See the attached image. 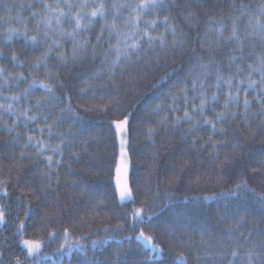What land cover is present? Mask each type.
I'll list each match as a JSON object with an SVG mask.
<instances>
[{"label":"trees","instance_id":"1","mask_svg":"<svg viewBox=\"0 0 264 264\" xmlns=\"http://www.w3.org/2000/svg\"><path fill=\"white\" fill-rule=\"evenodd\" d=\"M35 2L0 0V51L3 52L0 67L15 74L22 72L29 78L35 76L46 83L50 82L47 75L49 71L58 72L62 86L58 85L56 89L58 103L53 101L44 105L42 115L35 121L25 122L21 117L14 132H8L5 124L11 126L16 116L0 109V183L7 185L10 194L0 199V204L6 205L8 212L7 223L0 225V251H3L0 264H14L17 257L23 264H33V261H38V264H91L93 260L96 264H117L119 259L125 258V253L129 260L143 259L141 243L135 239L141 229L146 235L154 233L156 242L164 249V258L157 264H176L180 253H184L187 264H206L205 254L218 252L221 246L229 254L231 249L238 247L240 255L237 264H242L244 253L258 241L260 233L264 231V220L261 218L264 168H260L264 165V129L259 127L264 117L259 115L260 105L253 100L249 114L251 128L239 130L242 135L237 134L236 139L243 146L238 149V158L230 167H223L220 161L233 150L236 126L233 125L226 136L212 134L214 141L229 142L214 151L210 145L203 143L209 135L206 127L188 139H182V133L190 127L184 123L173 134L175 117L183 115V100H177L179 111H171V106L173 97H178L179 90L188 80L189 72L197 69L198 57L202 55L199 44L195 42L196 33L200 34L201 39L215 40V36L204 35L210 26L208 17L214 16L218 21L223 18V22L230 28V17L239 15L240 4H251L250 10L255 11L259 0H235V4L233 0H198L201 7L194 10L198 14L199 24L196 21L189 24L183 19L189 0H171L170 11L160 13V18L162 20L164 15L174 18L172 22L178 25V30L182 29L190 38L184 54L169 51L167 56L160 55L157 63L158 53H153L147 60L125 64L111 75L103 72L97 75L101 62L91 58L67 68L61 67L55 58H50L46 61L47 69L43 66L37 68L34 65L36 58L44 51L42 45L25 48L23 41L16 37H13L11 43L7 42L9 27L22 32L26 25L30 33L35 31L36 21L30 13L39 9L27 7ZM94 2L98 0H90V3ZM113 2L134 5L139 0H104L109 20ZM127 15L128 11L124 10L122 18ZM154 18V15L145 16V19ZM246 22L247 17H244L241 28ZM100 23L102 21L95 25L90 34H86L91 36L93 43ZM157 31H164L162 23ZM171 39L169 35V42ZM64 47L70 51L71 43H65ZM191 48L196 51H191ZM231 48V44H224L220 54L214 57L225 68ZM249 51L246 49L244 55H248ZM13 52L20 57L22 64L10 59ZM254 52L260 55V47L257 46ZM208 59L203 56L200 62L207 63ZM214 83L213 76L209 78L208 84ZM26 87L27 84L23 82L19 88L13 84L10 90L0 94V104L6 108L11 102L8 97L19 94ZM188 87L190 99L194 93L190 84ZM254 95V92H250L249 99L252 100ZM43 97L44 90L35 89L28 101L22 100L14 109L19 113ZM114 99L119 100L124 115L132 113L127 139L131 144L128 150L129 187L133 190L134 203L131 200L119 203L115 190L118 143L111 121L122 119L123 116L115 112L105 114L83 111L86 107L97 105L103 108L104 104ZM220 103H223V97ZM157 104L161 110L154 112ZM69 107L79 111L83 119L70 118L67 111ZM188 107L190 110L192 105ZM212 107L220 110L217 105H211L206 113L209 116ZM33 112L35 114V110ZM44 116H47V121ZM165 118L168 135L160 128ZM58 119L63 122L54 126L50 134L48 125H53ZM148 128H160V131L149 139ZM17 133L20 137L18 142ZM59 133L66 134L61 145L62 155L47 149L43 156L38 155L33 144L21 158L28 136L55 147L61 144ZM200 137L203 140L193 145V139ZM49 155L53 156L54 161H61L59 165L53 164L51 181L45 178L50 172L46 159ZM253 168L260 170L253 173ZM241 180L248 181V191L231 196L213 195L234 188ZM26 185L37 189L40 199L27 197L23 204H19L16 198L22 192L27 196ZM145 200L150 203L155 200L156 204L145 208V223L137 228L126 227L123 231L112 232L116 239H109L95 249L86 240L85 251L73 249L70 255L57 252L65 229L73 239L89 234L91 239L101 240L106 228L114 229L124 219L130 222L132 209L140 208ZM29 204L31 211L26 217L24 213L28 211ZM150 212H155V215L147 219V213ZM21 221L24 223L25 235L14 236ZM51 233H56L55 239H49ZM21 239L40 241V253L29 258L26 250L20 246ZM180 241L190 243L181 247Z\"/></svg>","mask_w":264,"mask_h":264},{"label":"snow or ice","instance_id":"2","mask_svg":"<svg viewBox=\"0 0 264 264\" xmlns=\"http://www.w3.org/2000/svg\"><path fill=\"white\" fill-rule=\"evenodd\" d=\"M233 3L235 4V0H233ZM170 4L171 0H139L134 5L132 3L113 2L111 5L112 16L111 20H109L108 7L104 3V0H98V2L94 3H90V0H51V2L49 0H36L35 4L27 5L29 8L39 9L30 13L31 17L36 21L35 31L30 33L26 25L22 32L17 28L9 27L7 42L11 43L13 37H16L23 41L25 48L29 46L36 48L42 45L44 51L41 56L36 58L34 65L37 68L43 66L47 69L46 61L50 58H55L63 68L91 58L92 60L99 59L101 62V69L97 72V75H100L101 72L111 75L125 64L132 63L133 61L138 63L142 59L147 60L153 53H158L156 58L157 63L159 62L160 55L167 56L169 51L173 54H184L190 38L182 29L178 30V25L172 22L174 18H171L169 15H164L162 20L160 18V13L170 11ZM200 7L201 5L198 3V0H189L188 7L184 9L183 19L189 22V24L192 21H196L199 24L198 14L194 9ZM251 8V4H240L238 9L239 15L230 17V28L223 22V18L218 21L214 16L208 17L210 26L204 35L205 37L215 36V40L201 39L200 34L196 33L195 42L199 44V48L202 51V55L198 57L197 69L189 72V78L185 81L184 87L179 90L178 97H173L172 100L171 111H179L176 107L178 98H181L184 103L183 115H177L173 122V134L184 123L189 124L190 127L182 133V139H188L196 131L205 127L209 130L207 140H203L202 137L195 138L192 141L193 145L203 140L204 144L210 145L216 151L219 147L226 146L229 142L224 140L214 141L212 134L219 133L223 137L227 135L228 130L233 125L236 126V132L233 136L236 142L232 143V152L226 155L223 161H220L223 167H230L238 158V149L243 145L236 139V136L237 134L242 135L239 131L241 128H251L249 114L253 100L259 103V115L264 117V0H259L255 11H251ZM124 10L128 11V15L122 18ZM148 15H154L155 18L145 19V16ZM244 17H247V22L241 28V21ZM101 21L99 31L95 34V43H93L91 36L86 34H90L95 25ZM161 23L164 25V31L158 32L157 29ZM225 32L228 33L227 36L224 35ZM169 35L172 37L171 42L168 40ZM65 43H71L70 51L65 49ZM224 44L232 45L228 53L227 68L221 66L214 59V57L220 54ZM257 46L261 49L260 55H255L254 50ZM98 49L100 51H97ZM246 49H250L251 51L245 56ZM190 50L196 51L195 48H191ZM237 52L240 55H236ZM203 56L209 58L207 63L200 62L203 60ZM0 58H3L2 51H0ZM10 59L16 61L18 64L23 63L15 52L11 54ZM249 60L252 62L248 63L247 61ZM47 75L50 81L48 83L38 80L35 76L29 78V76H25L22 72L15 74L0 67V94L6 90H10L13 84L17 88H19L21 82L27 84V87L23 88L19 94L8 97L11 102L6 108L5 105L0 104V109H5V111L16 116V120L13 121L11 126L5 124L8 132L15 131L16 123L21 117L24 118L25 122L35 121L39 115H42L41 109L44 105L53 101L59 102L56 96V89L58 85L62 86L60 84V75L58 72L51 71ZM213 76L215 83L208 84L209 78ZM51 81H56L57 83L54 84ZM189 84L191 85V91L194 93L190 99L188 97ZM35 89H43L44 97L37 99L34 104H30L29 107L16 113L14 106L19 105L22 100L28 101ZM250 92L255 93L252 100L249 99ZM221 97H223L222 104L220 103ZM197 101H199L198 104ZM189 104L192 105L190 110ZM211 105H217L220 110L217 111L215 107H212L211 116H209L206 113ZM33 110H35V114ZM159 110H161V106L157 104L153 111L158 112ZM67 111L70 114V118H75V120L83 119L79 111L71 107ZM83 111L85 113L93 111L104 112L105 114L115 112L123 116L122 119L111 121L115 125L116 135L120 137V160L116 167V191L119 194L120 201L131 200L134 203L133 190L128 186L126 179L129 167L127 159L128 150L131 147L130 141L127 139V133L132 113L129 112L127 115H124L119 100L115 99L104 104L103 108L97 105L91 108L86 107ZM43 118L47 121V116ZM166 121L167 118L161 122L160 128L163 129L165 135H168V128L165 127ZM62 122V119H58L53 125H48L49 133L51 134L54 126H58ZM259 127L264 129V119H261ZM160 128H148L147 135L149 139L158 134ZM65 135V133H59L61 144L55 147H51L43 141L35 140L34 137L28 136V142L24 144L21 158H23L24 152L30 146H33V144L38 155L43 156L46 149L54 154L62 155L61 145L64 143ZM19 139V133H17V142ZM46 159L50 172L45 178L51 181V176L53 175L51 168L54 163L59 165L61 161H54L51 155ZM260 168H264V165H261ZM260 168H253L252 172L255 173ZM122 173L125 177L123 182L120 178ZM221 179H223L222 176ZM26 187L28 188L27 196L22 192L16 198L19 204H23L27 197L40 199L37 189L32 188L30 185H26ZM244 191H248L247 180H241L235 184L234 188H228L223 192L214 193L213 195H239ZM9 196L7 185L0 183V199ZM209 198L211 197H204V199ZM155 204V200H152L151 203L147 200L143 201L140 208L132 209L130 222L124 219L115 225L114 229L110 230L106 228L101 240H93L89 234H84L79 239H73L68 230L65 229L57 252L62 255H70L73 249L85 251L84 241L86 240L90 241L91 248L95 249L109 239H116L112 235V232L123 231L126 227L135 229L145 223V208L154 206ZM6 207V205L0 204V225L7 223L6 216L8 212L6 211ZM30 211L31 204L28 205V211L24 215L27 217ZM261 214V218L264 220V198L261 199ZM153 215H155V212L147 213V219H151ZM13 235L21 237L25 235L24 223L22 221ZM55 238L56 233L49 235L50 240ZM131 238L126 237V239ZM135 239L141 243L143 259L133 258L129 260L127 253H125V258L119 259L117 264H157L158 261L163 260L165 255L164 249L156 242L154 233L146 235L145 231L141 229ZM179 243L183 247L185 243H190V241H180ZM20 246L22 250H26L28 257L32 258L40 253L42 244L40 241L21 239ZM2 255L3 251H0V256ZM239 255L238 247L231 249L229 254L221 246L218 252L206 253L204 259L206 264H212L213 261L216 264H225V262L226 264H237ZM14 264H23V262L17 257ZM33 264H38V261H33ZM91 264H96V262L93 260ZM176 264H187V258L184 253L179 254ZM242 264H264V231L260 233L258 241L252 244L244 253Z\"/></svg>","mask_w":264,"mask_h":264},{"label":"rangeland","instance_id":"3","mask_svg":"<svg viewBox=\"0 0 264 264\" xmlns=\"http://www.w3.org/2000/svg\"><path fill=\"white\" fill-rule=\"evenodd\" d=\"M113 129H115V125H113ZM116 134V133H115ZM116 139H117V143H118V147H117V150H118V156H117V160H118V162H119V160H120V137H118L117 135H116ZM128 159V162H129V167H128V172H127V177H126V179H127V182H128V186H129V168H130V160H129V158H127ZM118 162H117V164H118ZM116 167H117V165H116ZM121 181L123 182V180L125 179V177H124V175H123V173L121 174ZM116 179H117V173H116V168H115V177H114V182H115V190H116ZM117 192V191H116ZM117 197H118V201H119V203L121 202V203H127V202H130V200L129 201H120V199H119V194H118V192H117Z\"/></svg>","mask_w":264,"mask_h":264}]
</instances>
